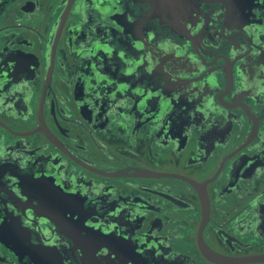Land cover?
<instances>
[{"label": "flooded vegetation", "instance_id": "flooded-vegetation-1", "mask_svg": "<svg viewBox=\"0 0 264 264\" xmlns=\"http://www.w3.org/2000/svg\"><path fill=\"white\" fill-rule=\"evenodd\" d=\"M0 264H264V0L7 2Z\"/></svg>", "mask_w": 264, "mask_h": 264}, {"label": "water", "instance_id": "water-1", "mask_svg": "<svg viewBox=\"0 0 264 264\" xmlns=\"http://www.w3.org/2000/svg\"><path fill=\"white\" fill-rule=\"evenodd\" d=\"M10 0H0V12L2 11L3 7L7 2ZM143 2L151 1L154 3L157 11H171V12H180V13H191L192 11H197L199 6L207 1H214V0H141ZM220 2H229L232 3V0H216ZM182 17H178L177 19L180 20Z\"/></svg>", "mask_w": 264, "mask_h": 264}]
</instances>
